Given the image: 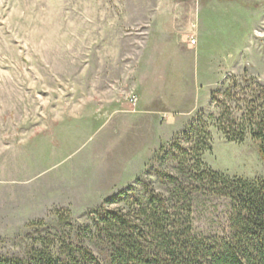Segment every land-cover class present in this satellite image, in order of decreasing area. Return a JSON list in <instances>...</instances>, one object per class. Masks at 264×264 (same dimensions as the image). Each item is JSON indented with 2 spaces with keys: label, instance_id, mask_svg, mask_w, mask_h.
Returning a JSON list of instances; mask_svg holds the SVG:
<instances>
[{
  "label": "rangeland",
  "instance_id": "374dc122",
  "mask_svg": "<svg viewBox=\"0 0 264 264\" xmlns=\"http://www.w3.org/2000/svg\"><path fill=\"white\" fill-rule=\"evenodd\" d=\"M233 79L264 86V0H0V262L58 247L137 180L161 191L155 155L200 114L206 166L264 178L259 144L216 127ZM224 210L200 207L196 230Z\"/></svg>",
  "mask_w": 264,
  "mask_h": 264
},
{
  "label": "trees",
  "instance_id": "16d2710c",
  "mask_svg": "<svg viewBox=\"0 0 264 264\" xmlns=\"http://www.w3.org/2000/svg\"><path fill=\"white\" fill-rule=\"evenodd\" d=\"M221 95L220 90L211 93L220 109L218 131L229 143H258L264 159V86L233 79L220 100ZM211 144L209 125L200 114L155 155L153 164L159 166L150 169L161 191L137 180L139 194L136 187L120 193L108 202L121 208L94 211L89 225L73 238L59 240L58 247L43 243L24 260L0 264H264V178L210 169L203 155ZM213 201L224 203L221 230L200 233L195 212Z\"/></svg>",
  "mask_w": 264,
  "mask_h": 264
},
{
  "label": "crops",
  "instance_id": "0c3cea01",
  "mask_svg": "<svg viewBox=\"0 0 264 264\" xmlns=\"http://www.w3.org/2000/svg\"><path fill=\"white\" fill-rule=\"evenodd\" d=\"M163 32H165V26L161 27V26H158L156 29H154V31L152 32V35L155 37L157 35H160L162 34ZM158 37V36H157ZM156 64V63H155Z\"/></svg>",
  "mask_w": 264,
  "mask_h": 264
},
{
  "label": "built area",
  "instance_id": "2783aa9c",
  "mask_svg": "<svg viewBox=\"0 0 264 264\" xmlns=\"http://www.w3.org/2000/svg\"><path fill=\"white\" fill-rule=\"evenodd\" d=\"M195 43H196L195 41H192V42H191L192 45H195ZM130 102L132 103L133 106H136L137 103H138V98H137V96H136V95H131V96H130Z\"/></svg>",
  "mask_w": 264,
  "mask_h": 264
}]
</instances>
